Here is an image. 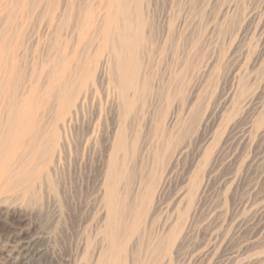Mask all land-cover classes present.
<instances>
[{"label":"rangeland","instance_id":"1","mask_svg":"<svg viewBox=\"0 0 264 264\" xmlns=\"http://www.w3.org/2000/svg\"><path fill=\"white\" fill-rule=\"evenodd\" d=\"M108 263L264 264V0H0V264Z\"/></svg>","mask_w":264,"mask_h":264},{"label":"bare ground","instance_id":"2","mask_svg":"<svg viewBox=\"0 0 264 264\" xmlns=\"http://www.w3.org/2000/svg\"><path fill=\"white\" fill-rule=\"evenodd\" d=\"M119 38H120V37H119ZM123 38H126V36L121 34V38H120V40L123 39ZM118 41H119V39H118ZM119 43H120V42H119ZM122 44H123V43H122ZM122 44H121V46H122ZM126 47H127V46H126ZM113 50H114V49H113ZM123 55H124V54H123ZM117 57H118V56H117ZM118 61H119V60H118ZM119 62H120V61H119ZM121 62H122V61H121ZM121 62H120V66H121ZM125 63H126V62H125ZM122 66H125V64H124V65L122 64ZM122 66H121V67H122ZM121 67H120V69L123 70V69H122L123 67H122V68H121ZM128 68H129V67H128ZM124 79H127V78H124ZM124 79H123V80H124ZM124 85H126V84H124ZM29 92H30V91H29ZM22 100H24V99H22ZM66 102H67V101H66ZM21 105H22V104H21ZM22 109H23V108H22ZM22 109H21V110H22ZM29 112H30V111H29ZM19 113H20V112H19ZM19 116H20V115H19ZM21 124H22V123H21ZM26 126H27V125H26ZM5 128H7V127H5ZM6 130H7V129H6ZM21 132H22V131H21ZM18 133H19V132H18ZM3 134H4V133H3ZM24 134H25V133H24ZM120 134H121V133H120ZM7 137H8V136H7ZM118 137H119V136H118ZM120 146H121V145H120ZM187 151H188V150H187ZM183 154H184V153H183ZM108 176H109V175H108ZM107 179H108V178H107ZM108 181H109V179H108ZM113 183H114V182H113ZM107 184H108V183H107ZM107 184H106V185H107ZM109 184H110V183H109ZM107 186H108V185H107ZM107 188H108V187H107ZM196 195H197V194H196ZM199 195H200V194H199ZM106 197H108L109 199H110V197H112V196H111V191H110V190H109V192L107 191V195H106ZM108 198H107V199H108ZM110 200H111V199H110ZM109 202H110V201H109ZM109 202H108V203H109ZM118 208H119V207H118ZM108 210H109V209H108ZM111 211L114 212L112 209H111ZM111 211H110V212H111ZM193 212H194V211H193ZM108 214H110L109 211H108ZM113 215H114V214H113ZM113 215H112L111 217H113ZM189 215H190V214H189ZM110 219H111V218H110ZM109 222H110V221H109ZM111 228H112V226H111ZM118 232H119V231H118ZM113 235H114V234H113ZM112 239H113V238H112ZM114 239H115V238H114ZM112 241H115V240H112ZM110 258H111V257H110ZM111 259H112V258H111ZM108 262H110V261H108ZM108 264H110V263H108Z\"/></svg>","mask_w":264,"mask_h":264}]
</instances>
